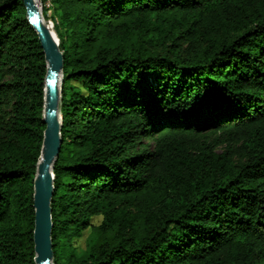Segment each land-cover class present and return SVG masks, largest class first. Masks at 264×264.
Here are the masks:
<instances>
[{"label": "trees", "instance_id": "1", "mask_svg": "<svg viewBox=\"0 0 264 264\" xmlns=\"http://www.w3.org/2000/svg\"><path fill=\"white\" fill-rule=\"evenodd\" d=\"M51 1L54 264H264V0ZM46 75L24 2L0 0V264H36Z\"/></svg>", "mask_w": 264, "mask_h": 264}, {"label": "water", "instance_id": "2", "mask_svg": "<svg viewBox=\"0 0 264 264\" xmlns=\"http://www.w3.org/2000/svg\"><path fill=\"white\" fill-rule=\"evenodd\" d=\"M27 8V18L37 32L47 62L45 86L44 123L46 130L37 176L34 181L35 230L34 242L36 264H54L52 200L55 194L53 166L60 155L61 139V85L64 56L42 16L36 0H22Z\"/></svg>", "mask_w": 264, "mask_h": 264}, {"label": "rangeland", "instance_id": "3", "mask_svg": "<svg viewBox=\"0 0 264 264\" xmlns=\"http://www.w3.org/2000/svg\"><path fill=\"white\" fill-rule=\"evenodd\" d=\"M36 3L39 7H41V12H42V16H43V19L45 21V23L50 26L51 30H54V24H53V21L51 19V15H52V12L49 11L48 12V16L46 18H44V8L46 9H51V6H52V1L51 0H36ZM49 6V7H48ZM53 25H51V23ZM167 131L163 132L162 134L160 135H164L166 134ZM159 136H152V137H149V138H146L142 144L138 145L136 148L132 149L131 150V153L132 154H136L138 153L139 151H144L146 149H148L150 146L154 145V143L156 142V139L158 138ZM102 221V218L101 217H95L93 219V224L94 225H98L100 224ZM90 237V230H87L85 233H84V236L83 238L79 239L76 241L75 245L77 247H79L80 249H83V250H79V253L81 255H85L84 253L86 252L84 249L86 248V244H87V247L89 248L90 246V239H88ZM87 248V249H88Z\"/></svg>", "mask_w": 264, "mask_h": 264}, {"label": "bare ground", "instance_id": "4", "mask_svg": "<svg viewBox=\"0 0 264 264\" xmlns=\"http://www.w3.org/2000/svg\"><path fill=\"white\" fill-rule=\"evenodd\" d=\"M50 29H51V28H50ZM51 31H52V35H53L55 41L58 43V42H59V39L57 38L56 33L54 32V30H51ZM59 44H60V43H59ZM62 79H63V75L60 74V75H59V88H60V85H61Z\"/></svg>", "mask_w": 264, "mask_h": 264}, {"label": "built area", "instance_id": "5", "mask_svg": "<svg viewBox=\"0 0 264 264\" xmlns=\"http://www.w3.org/2000/svg\"><path fill=\"white\" fill-rule=\"evenodd\" d=\"M48 7H49V6H48ZM39 8L41 9V7H39ZM50 23H51V25H53L52 22H50Z\"/></svg>", "mask_w": 264, "mask_h": 264}]
</instances>
